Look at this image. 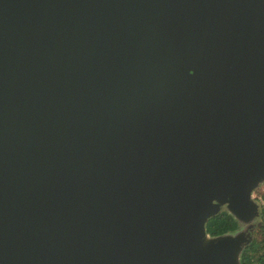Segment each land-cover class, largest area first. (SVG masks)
<instances>
[{
  "label": "water",
  "instance_id": "water-1",
  "mask_svg": "<svg viewBox=\"0 0 264 264\" xmlns=\"http://www.w3.org/2000/svg\"><path fill=\"white\" fill-rule=\"evenodd\" d=\"M263 183L264 0H0V264H241Z\"/></svg>",
  "mask_w": 264,
  "mask_h": 264
},
{
  "label": "trees",
  "instance_id": "trees-1",
  "mask_svg": "<svg viewBox=\"0 0 264 264\" xmlns=\"http://www.w3.org/2000/svg\"><path fill=\"white\" fill-rule=\"evenodd\" d=\"M262 226L254 233V239L241 256V264H264V205L261 206ZM241 229L238 221L226 211L210 219L207 233L212 237L232 234Z\"/></svg>",
  "mask_w": 264,
  "mask_h": 264
},
{
  "label": "rangeland",
  "instance_id": "rangeland-1",
  "mask_svg": "<svg viewBox=\"0 0 264 264\" xmlns=\"http://www.w3.org/2000/svg\"><path fill=\"white\" fill-rule=\"evenodd\" d=\"M253 197L256 202L260 205V207L264 205V183L254 192ZM259 222H261V220ZM260 225L262 226V224ZM261 226H255L254 233L257 232Z\"/></svg>",
  "mask_w": 264,
  "mask_h": 264
}]
</instances>
